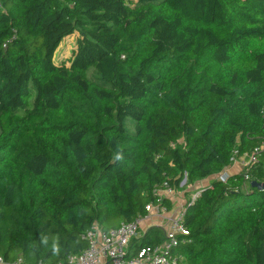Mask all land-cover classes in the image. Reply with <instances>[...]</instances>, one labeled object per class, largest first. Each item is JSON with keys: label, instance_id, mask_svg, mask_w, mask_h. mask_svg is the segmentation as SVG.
I'll return each mask as SVG.
<instances>
[{"label": "trees", "instance_id": "16d2710c", "mask_svg": "<svg viewBox=\"0 0 264 264\" xmlns=\"http://www.w3.org/2000/svg\"><path fill=\"white\" fill-rule=\"evenodd\" d=\"M263 146L264 0H0L5 262L65 261L92 226L147 216L165 182L214 177L188 201L189 235L171 255L264 264ZM257 148L255 164L218 178ZM166 238L150 227L131 251Z\"/></svg>", "mask_w": 264, "mask_h": 264}, {"label": "built area", "instance_id": "2783aa9c", "mask_svg": "<svg viewBox=\"0 0 264 264\" xmlns=\"http://www.w3.org/2000/svg\"><path fill=\"white\" fill-rule=\"evenodd\" d=\"M264 147V146H263ZM262 149H255L254 153L247 158L234 159L235 164H242L244 168L257 162V155ZM229 169L218 176L221 180H226ZM186 180L182 183V186ZM178 193L170 187L168 182L163 184V188L155 190L158 196V204H151L146 207L147 216L138 217L130 223H124L120 227L106 233L99 226H92L83 239L87 241V248L77 255L69 256L65 261L57 264H178V258L171 255L172 249L180 243V237L188 236L189 232L184 225V216L188 201L194 203L200 196V190L192 193L189 199L182 201L178 198ZM170 199L174 202V209L169 211L163 201ZM154 220L152 227H162L166 232V242L162 245L143 247L137 253L131 251V242L134 239L142 238L147 230L141 227L145 221ZM0 264H12L4 261L0 257ZM14 264H24L19 259ZM39 264H47L40 262Z\"/></svg>", "mask_w": 264, "mask_h": 264}, {"label": "rangeland", "instance_id": "374dc122", "mask_svg": "<svg viewBox=\"0 0 264 264\" xmlns=\"http://www.w3.org/2000/svg\"><path fill=\"white\" fill-rule=\"evenodd\" d=\"M78 38V34L72 35L68 38H66L63 43L61 44V47L58 49L57 54H56V61L57 62H64L67 61L69 58L72 57V51L73 49H75L76 47V41ZM241 165V166H240ZM234 169L232 170V172H228L229 173H233L237 171H240V168L243 169L244 166L242 164H235L233 165ZM239 173V172H238ZM215 178L211 177L208 179H205L202 182H197L195 185L193 186H186V187H182V190H180V193H178V198L180 201L186 199L188 196H190L192 193H195L199 190H201L202 186H206L208 184H210ZM182 186V185H181ZM178 192V191H177ZM155 221L152 219L150 221H145L143 222V224H141V227L144 228L145 230H148L150 227H152V223H154Z\"/></svg>", "mask_w": 264, "mask_h": 264}, {"label": "clouds", "instance_id": "9594fccd", "mask_svg": "<svg viewBox=\"0 0 264 264\" xmlns=\"http://www.w3.org/2000/svg\"><path fill=\"white\" fill-rule=\"evenodd\" d=\"M117 158H121L119 154H117ZM41 242L42 243H47V240L45 238H42ZM51 251H52V254L54 256L55 255H59L60 252H61L59 244L58 243H53Z\"/></svg>", "mask_w": 264, "mask_h": 264}, {"label": "crops", "instance_id": "0c3cea01", "mask_svg": "<svg viewBox=\"0 0 264 264\" xmlns=\"http://www.w3.org/2000/svg\"><path fill=\"white\" fill-rule=\"evenodd\" d=\"M240 166H241V165H240ZM233 169H234V167H232V168L230 169L229 172H232ZM241 170H243V169L240 168V171H241ZM240 171H237V173L240 172ZM229 174H231V175H232V174H236V172L229 173ZM208 185H209V184H208ZM208 185H206V186H208ZM206 186H202V188H203V187H206Z\"/></svg>", "mask_w": 264, "mask_h": 264}, {"label": "water", "instance_id": "95a60500", "mask_svg": "<svg viewBox=\"0 0 264 264\" xmlns=\"http://www.w3.org/2000/svg\"><path fill=\"white\" fill-rule=\"evenodd\" d=\"M253 186L258 187V188H261V185L260 184H257L256 182H253Z\"/></svg>", "mask_w": 264, "mask_h": 264}]
</instances>
